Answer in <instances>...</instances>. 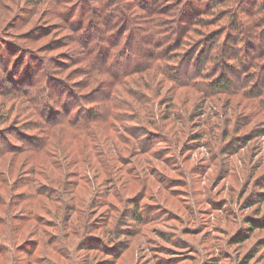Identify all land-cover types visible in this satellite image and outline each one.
Wrapping results in <instances>:
<instances>
[{"label":"rangeland","instance_id":"374dc122","mask_svg":"<svg viewBox=\"0 0 264 264\" xmlns=\"http://www.w3.org/2000/svg\"><path fill=\"white\" fill-rule=\"evenodd\" d=\"M47 2L0 0V142L46 141L0 159V264H264V112L251 94L264 96V0H162L193 5L188 44L234 34L240 63L226 61L228 77L243 78L246 92L208 96L146 73L130 84L155 99L160 125L128 110L115 128L100 122L89 134L49 132L31 107L55 109L51 80L85 107L84 52L102 43L76 31L88 26L71 14L83 0ZM240 5L247 15L234 10ZM230 12L240 18L234 33ZM125 89L120 100L136 104Z\"/></svg>","mask_w":264,"mask_h":264},{"label":"trees","instance_id":"16d2710c","mask_svg":"<svg viewBox=\"0 0 264 264\" xmlns=\"http://www.w3.org/2000/svg\"><path fill=\"white\" fill-rule=\"evenodd\" d=\"M47 1L49 0H40V4L50 5ZM51 1L60 5L65 0ZM83 1L79 9L71 14L72 18L87 21L88 26L78 25L76 31H83L84 35L90 37L98 34L102 42L97 46L90 45L84 52L86 59L84 64L88 67L86 73L90 77L88 87H91L92 94L84 107L81 106L80 98L75 92L66 90L63 84L57 86L52 80L49 81L50 85H54L52 91L57 89L56 93L54 91L49 93V97L52 95L50 102L55 109L50 112L45 109L44 113L39 114L38 106L34 104L31 106L37 117L48 125L49 132L62 127L69 131L89 134L93 126L100 122H107L111 128H115L114 125H117L115 121L121 120L118 117L119 113L141 109L149 115L150 125L159 126L161 118L160 116L156 118L151 108L155 106V99L148 93L131 87L130 84L131 79L146 73H156L174 88L197 89L208 96L218 93L230 95L235 91L246 92L244 90L246 82L243 78L236 84L235 77H228V74L235 71L229 70L226 61L240 63L237 53L234 56L232 51V48L239 44L238 40L234 39V34L226 36L223 40L220 39L222 34L203 35L202 40L207 38L202 42L195 45L187 43L191 38L190 26L195 21L193 11H188L193 6L190 2L182 9L163 6L162 0H150L152 8L145 9L147 6L138 0H96L99 11L95 12L94 7L90 8L88 0ZM138 8L140 16L135 15ZM234 10L244 16L247 15V10L242 5ZM258 10L261 11L260 6ZM78 12L81 16H78ZM227 16L228 31L234 33V25L240 26V18L235 12H230ZM164 17L168 19L165 20ZM260 37V33L253 35L256 40H261ZM190 65H193L196 71L186 76V68ZM38 71L40 73L36 74V80L26 83L38 81L42 69ZM219 71L221 74L218 75ZM98 75L106 78L100 82ZM194 81L199 83L195 84ZM124 85H126L124 96L134 97L138 100L136 104L120 100L117 89ZM162 87L163 85L156 90L161 91ZM251 89L247 88V93H250ZM251 94L255 100H259L264 112V96L260 95L257 98V92ZM24 138L27 141L21 142L19 147L6 140L1 141L0 159L4 158L6 153L37 152L46 144V141L39 139L33 141L30 137ZM4 143L7 144L6 147L3 146ZM134 219L141 220L137 213L134 214ZM248 229L253 230L252 227Z\"/></svg>","mask_w":264,"mask_h":264}]
</instances>
